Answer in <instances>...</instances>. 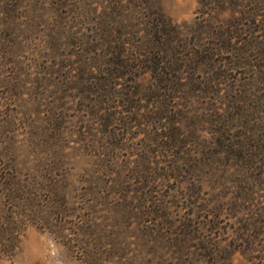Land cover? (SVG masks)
I'll return each instance as SVG.
<instances>
[{"label": "rangeland", "instance_id": "rangeland-1", "mask_svg": "<svg viewBox=\"0 0 264 264\" xmlns=\"http://www.w3.org/2000/svg\"><path fill=\"white\" fill-rule=\"evenodd\" d=\"M151 9L212 67L176 102L148 75L99 102L107 46ZM15 211L0 264H264V0H0V224Z\"/></svg>", "mask_w": 264, "mask_h": 264}, {"label": "trees", "instance_id": "trees-1", "mask_svg": "<svg viewBox=\"0 0 264 264\" xmlns=\"http://www.w3.org/2000/svg\"><path fill=\"white\" fill-rule=\"evenodd\" d=\"M152 12V19L147 24H141L136 28L137 39L132 44V48H130L131 53L128 52L130 50L128 48L129 42L124 40L116 43L115 41H111L107 46L108 48L110 47V50H113L111 51V56L102 61L105 62V66L107 65L111 68L101 71L105 74L98 80V83H100L99 87L94 86V89H91V91L97 90L99 92L97 93L100 97L99 102L109 96L108 94H104L105 83L112 85L109 90H106L112 98L120 97L122 92L119 88L123 87L122 82L126 79L127 75L131 77L130 81L134 84V87H131V89L134 88V90L129 94L123 93L127 97V99H125L126 97L121 98L124 101L134 102L135 98L142 97L137 87V80L148 75L150 82L146 93H148L150 99L157 102H176L181 99V93L186 86L192 84H187L186 79L188 78H186L183 68L193 65V69L196 71L202 62L205 65L207 62V65L211 66L209 63V60L212 59L211 52L207 53L202 50L204 56L201 61L199 50H195L201 47L200 43L194 41L190 44L192 47L188 48L187 45L189 44H183L186 41L182 38L180 26L173 24L171 20L160 12L154 9ZM106 40L104 39V42ZM113 44L114 46H111ZM126 80L128 81V79ZM100 85L103 87V90L100 89ZM115 94L117 95L115 96ZM223 128H225V125ZM180 129L181 123L175 119H171L165 125L157 126L153 132V137L155 140L159 137L170 139L168 143H172L173 140L179 139ZM15 176H13L14 181L18 175ZM15 184L17 183L13 182L10 197L14 196V198H17V194L23 192V187H16ZM23 196L24 200L15 205V208L18 210L24 208L25 203L30 202L32 199V196L28 192H23ZM14 214L16 217L6 218L0 224V253H5L7 250H3V247H6L7 243H14L15 236H17L15 227L20 218L23 217V214L18 211H15Z\"/></svg>", "mask_w": 264, "mask_h": 264}]
</instances>
